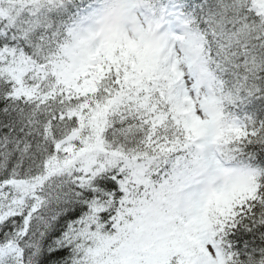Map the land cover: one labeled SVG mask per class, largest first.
Instances as JSON below:
<instances>
[{
  "label": "snow or ice",
  "instance_id": "obj_1",
  "mask_svg": "<svg viewBox=\"0 0 264 264\" xmlns=\"http://www.w3.org/2000/svg\"><path fill=\"white\" fill-rule=\"evenodd\" d=\"M62 3L0 0V45L17 33L28 42L0 47V264H237L220 245L238 223L264 225L257 174L202 196L178 231H157L146 205L205 127L223 122L228 150L264 141V125L225 111L261 91L264 0H216L206 30L187 21L186 43L145 52L109 40L78 63L61 55L66 43L34 48L37 25L24 19ZM243 261L264 264V242Z\"/></svg>",
  "mask_w": 264,
  "mask_h": 264
},
{
  "label": "clouds",
  "instance_id": "obj_2",
  "mask_svg": "<svg viewBox=\"0 0 264 264\" xmlns=\"http://www.w3.org/2000/svg\"><path fill=\"white\" fill-rule=\"evenodd\" d=\"M149 7L151 0H102L91 28L70 38L61 55L69 63H78L87 61L93 51L109 40L132 39L147 52L150 45H166L176 37L181 43L196 38L190 26H186L182 36H175L162 33L159 21L141 25L136 11ZM222 127L223 122L205 127L198 139L189 145L186 159L175 166L171 179L153 190L146 206L153 212L152 224L157 231H178L181 221L191 220L196 214L202 196L242 183L251 176L252 173L245 169L229 166L228 148L216 139ZM196 188L200 189V194H194Z\"/></svg>",
  "mask_w": 264,
  "mask_h": 264
},
{
  "label": "trees",
  "instance_id": "obj_3",
  "mask_svg": "<svg viewBox=\"0 0 264 264\" xmlns=\"http://www.w3.org/2000/svg\"><path fill=\"white\" fill-rule=\"evenodd\" d=\"M64 3L68 6L59 11L45 6L39 10L35 17L25 14V21L37 25L32 39L34 48L36 41L42 38H47L50 44V51L52 52L57 51L58 47L63 45L65 29L69 21L65 22L61 34H59L57 30L60 28L61 22L70 18L73 9L85 8L83 5L76 7L73 3ZM82 3L87 4V0H83ZM192 3V9L199 14V19H201L199 22L202 31H204L207 29V24L204 22L205 16L208 12L214 11L216 0H193ZM27 45L28 42L21 38L15 42L0 45V47L22 48ZM259 77L260 80L257 83L261 87L260 92L252 96L241 94L240 100L235 104L226 105L225 108L231 120L240 126H248L250 129H260L264 125V108L260 107L264 105V72L259 73ZM228 151L230 155H236L237 162L257 172L260 175V181L264 182V141L255 138L251 143L239 146L238 150ZM169 169H171V165L168 166ZM254 232L256 233L255 236H253ZM245 237L248 239H244V242L241 243V239ZM257 240L264 242V225H255L250 221H243L223 234L220 247L225 254L234 255L237 258V264H244L243 257L247 255L249 242L255 244ZM242 248L245 249L243 253L241 252Z\"/></svg>",
  "mask_w": 264,
  "mask_h": 264
},
{
  "label": "rangeland",
  "instance_id": "obj_4",
  "mask_svg": "<svg viewBox=\"0 0 264 264\" xmlns=\"http://www.w3.org/2000/svg\"><path fill=\"white\" fill-rule=\"evenodd\" d=\"M101 5H96L95 9H92L90 16L87 18V20L84 22V29L83 31L91 28L92 21L95 18V16L98 14L99 9ZM136 16L138 19V22L141 25H147L149 22L155 20L159 21L162 25L161 32L162 33H168L175 36H182L186 31V24L185 20H183L176 8L174 7H166L162 9L160 13L157 12V8H145L144 13H139L136 11ZM194 194H200V189L196 188L193 190Z\"/></svg>",
  "mask_w": 264,
  "mask_h": 264
}]
</instances>
